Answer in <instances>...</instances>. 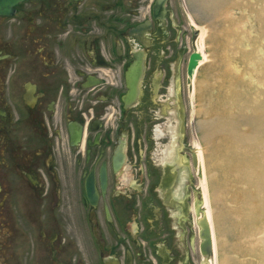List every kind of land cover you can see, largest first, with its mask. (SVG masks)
I'll list each match as a JSON object with an SVG mask.
<instances>
[{
	"label": "flooded vegetation",
	"instance_id": "af4514ba",
	"mask_svg": "<svg viewBox=\"0 0 264 264\" xmlns=\"http://www.w3.org/2000/svg\"><path fill=\"white\" fill-rule=\"evenodd\" d=\"M196 38L183 0L0 15V264H206L196 136L170 84Z\"/></svg>",
	"mask_w": 264,
	"mask_h": 264
},
{
	"label": "water",
	"instance_id": "95a60500",
	"mask_svg": "<svg viewBox=\"0 0 264 264\" xmlns=\"http://www.w3.org/2000/svg\"><path fill=\"white\" fill-rule=\"evenodd\" d=\"M22 1L0 0V15ZM184 1L193 24L205 26L202 52L211 43L213 55L198 63L193 53L182 77L198 65L188 86L205 210L200 251L211 264H264V0ZM142 70L138 60L128 77Z\"/></svg>",
	"mask_w": 264,
	"mask_h": 264
},
{
	"label": "rangeland",
	"instance_id": "374dc122",
	"mask_svg": "<svg viewBox=\"0 0 264 264\" xmlns=\"http://www.w3.org/2000/svg\"><path fill=\"white\" fill-rule=\"evenodd\" d=\"M183 7V4H182ZM205 27V26H204ZM207 39V36H206ZM208 42V39H207ZM192 51L191 46H189V52ZM187 54L185 53L183 55H180L178 58L171 60V65H170V84H175L176 82L178 85L181 87L183 99L186 108L188 109V129L192 131V125H191V112H190V99H189V86H188V78H182L183 73H184V68H185V63L187 59ZM205 54L208 57V62L213 61V55H212V49H211V43H206V49H205ZM155 72H160V66Z\"/></svg>",
	"mask_w": 264,
	"mask_h": 264
},
{
	"label": "bare ground",
	"instance_id": "6f19581e",
	"mask_svg": "<svg viewBox=\"0 0 264 264\" xmlns=\"http://www.w3.org/2000/svg\"><path fill=\"white\" fill-rule=\"evenodd\" d=\"M194 28L199 32L198 39L195 42V45L193 46L196 49V52L201 55V59H200L201 61H199L198 63L208 62V57L205 54L206 43H204V52H202L201 44H200V40L206 41V36H207L206 29H205L204 26H200V25H194ZM198 185H199V188L201 189V192H202V195H203V187H202V184H201V182L199 180V177H198ZM208 264H211V260H210V262Z\"/></svg>",
	"mask_w": 264,
	"mask_h": 264
}]
</instances>
